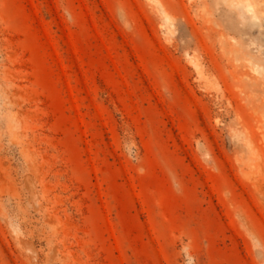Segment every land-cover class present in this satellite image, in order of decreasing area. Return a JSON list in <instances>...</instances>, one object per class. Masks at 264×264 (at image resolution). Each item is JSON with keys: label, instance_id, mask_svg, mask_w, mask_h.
Here are the masks:
<instances>
[{"label": "rangeland", "instance_id": "rangeland-1", "mask_svg": "<svg viewBox=\"0 0 264 264\" xmlns=\"http://www.w3.org/2000/svg\"><path fill=\"white\" fill-rule=\"evenodd\" d=\"M0 264H264V0H0Z\"/></svg>", "mask_w": 264, "mask_h": 264}]
</instances>
